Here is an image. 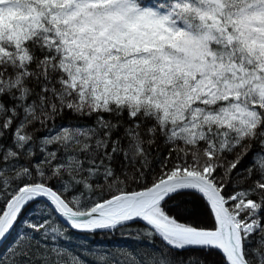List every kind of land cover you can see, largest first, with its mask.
<instances>
[{"label": "snow or ice", "instance_id": "snow-or-ice-1", "mask_svg": "<svg viewBox=\"0 0 264 264\" xmlns=\"http://www.w3.org/2000/svg\"><path fill=\"white\" fill-rule=\"evenodd\" d=\"M0 264H264V0H0Z\"/></svg>", "mask_w": 264, "mask_h": 264}, {"label": "trees", "instance_id": "trees-1", "mask_svg": "<svg viewBox=\"0 0 264 264\" xmlns=\"http://www.w3.org/2000/svg\"><path fill=\"white\" fill-rule=\"evenodd\" d=\"M105 243H108L109 241H104ZM119 243H131V241H125V240H119L117 241Z\"/></svg>", "mask_w": 264, "mask_h": 264}]
</instances>
